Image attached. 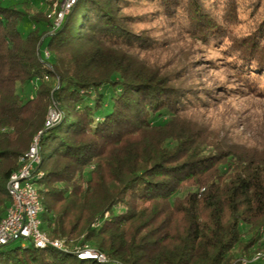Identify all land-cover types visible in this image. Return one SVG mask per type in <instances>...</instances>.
<instances>
[{"label": "trees", "instance_id": "1", "mask_svg": "<svg viewBox=\"0 0 264 264\" xmlns=\"http://www.w3.org/2000/svg\"><path fill=\"white\" fill-rule=\"evenodd\" d=\"M53 3L0 0V221L9 178L42 131L41 218L68 250L11 242L0 264H253L264 145L221 136L196 113L264 99V0H77L55 29ZM160 11L217 54L163 62L164 41L130 26ZM201 64L229 81L197 82ZM52 109L60 119L46 128ZM86 247L106 261L79 258Z\"/></svg>", "mask_w": 264, "mask_h": 264}, {"label": "rangeland", "instance_id": "2", "mask_svg": "<svg viewBox=\"0 0 264 264\" xmlns=\"http://www.w3.org/2000/svg\"><path fill=\"white\" fill-rule=\"evenodd\" d=\"M155 8L149 7L147 9L142 8H127L123 10V14H129V16L137 17L143 13H147ZM177 20L167 17L160 11V13L154 15L147 20L136 19L131 22L130 26L135 31H147V34L159 41H164V44L168 47L163 53V62L166 59H172L175 61L187 60L196 61L193 67L197 63H202L205 56H214L217 53L203 52L198 50V45L193 44L187 40L183 29L175 24ZM178 23V22H177ZM206 64L203 67L201 64V70L199 75H203L206 78H201L197 82H201L204 85L216 86V83L228 80V72L224 71L220 67L213 68L207 67ZM198 77V75L196 76ZM29 90V86H28ZM198 114V118H204L205 121L210 122L213 127L221 131V136L227 135L231 139L239 143H245L248 145H264V99L250 95L246 98L232 97L228 99L224 104L217 106L216 108L202 110ZM44 230L47 229V224L43 226ZM22 243L29 245V241H22L21 239L15 240L11 243V246H21ZM261 251H253L248 257L250 260L258 256ZM247 260V259H246ZM256 264H264L263 260Z\"/></svg>", "mask_w": 264, "mask_h": 264}, {"label": "built area", "instance_id": "3", "mask_svg": "<svg viewBox=\"0 0 264 264\" xmlns=\"http://www.w3.org/2000/svg\"><path fill=\"white\" fill-rule=\"evenodd\" d=\"M76 2L77 0H54L51 13L54 29L60 26ZM45 54L49 56L47 50ZM59 119L60 114L58 111L52 109L47 118L46 127ZM41 133L42 131L34 137L28 152L22 158L23 165L21 168L13 172L9 178L7 192L10 197V204L0 221V250L4 245L18 239L32 242L38 248H44L51 243L57 249L68 250L63 240L50 239L47 232L43 229L41 215L44 211V206L36 187V181H34L35 177L43 174V172L40 173L37 170L41 163ZM22 246L25 247L26 245L22 243ZM75 253L82 259L95 258L101 262L106 261V256L93 248L86 247L84 250H76ZM263 254L264 251L259 252L258 256L253 259L259 258ZM248 262L250 260L245 259V263Z\"/></svg>", "mask_w": 264, "mask_h": 264}, {"label": "water", "instance_id": "4", "mask_svg": "<svg viewBox=\"0 0 264 264\" xmlns=\"http://www.w3.org/2000/svg\"><path fill=\"white\" fill-rule=\"evenodd\" d=\"M57 122V121H56ZM55 122V123H56ZM55 123H53L52 125H50V126H47L46 128H50V127H52ZM53 241V240H52ZM49 245H51V243H49ZM259 260L261 261V260H263L264 261V254L261 256V257H259V258H256V259H253L252 261H253V264H256V263H254L255 261H257V262H259Z\"/></svg>", "mask_w": 264, "mask_h": 264}]
</instances>
